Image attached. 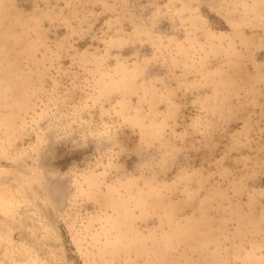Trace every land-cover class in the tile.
<instances>
[{
  "label": "rangeland",
  "instance_id": "rangeland-1",
  "mask_svg": "<svg viewBox=\"0 0 264 264\" xmlns=\"http://www.w3.org/2000/svg\"><path fill=\"white\" fill-rule=\"evenodd\" d=\"M0 264H264V0H0Z\"/></svg>",
  "mask_w": 264,
  "mask_h": 264
}]
</instances>
